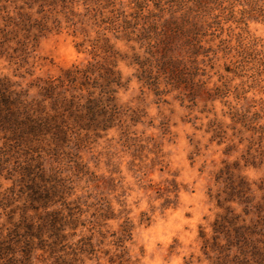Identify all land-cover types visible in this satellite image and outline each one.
Segmentation results:
<instances>
[{"label": "rangeland", "instance_id": "1", "mask_svg": "<svg viewBox=\"0 0 264 264\" xmlns=\"http://www.w3.org/2000/svg\"><path fill=\"white\" fill-rule=\"evenodd\" d=\"M39 4L33 17L45 14L58 27L50 25L27 66L0 59V78L27 88L94 56L107 60L105 39L126 82L116 95L121 127L80 150L82 173L58 166L70 181L66 202L83 223L69 241L92 234L79 264H232L215 253L208 259L200 235L210 239L223 213L215 198L224 197L229 175L239 170L257 199L264 185V0H46L37 15ZM175 25L182 32H172ZM148 44L163 64L146 53ZM133 54L153 67L155 85L139 81Z\"/></svg>", "mask_w": 264, "mask_h": 264}, {"label": "trees", "instance_id": "2", "mask_svg": "<svg viewBox=\"0 0 264 264\" xmlns=\"http://www.w3.org/2000/svg\"><path fill=\"white\" fill-rule=\"evenodd\" d=\"M27 1L29 4L0 0V59L20 68L34 58L39 40L53 29L50 25L59 24L56 19L49 24L45 14L33 17L32 4L43 3L36 12L40 15L46 0ZM172 30L182 32L177 25ZM103 41L107 60L94 56L58 76L37 78L27 88L7 77L0 78V179L11 182L3 190L0 183V217H6L0 223V264H79L86 248L92 251V234L76 244L69 241L83 223L79 210L66 202L64 194L68 195L65 191L70 181L58 166L71 163L77 174L82 173L80 150L123 123L116 95L126 82L117 69L118 53L108 40ZM159 41L166 50L172 45L168 39ZM155 52L156 46L148 44L146 53L155 60L159 55L157 61L163 64L164 57ZM132 58L141 68L139 81L155 85L153 67L142 68L139 57L133 54ZM121 131L126 142L129 133ZM253 185L239 170L226 178L224 197L215 198L223 213L212 222L210 239L202 232L200 235L208 259L209 253H215L222 262L231 259L232 264H264V185L256 186L261 193L258 199ZM19 202L21 208H10ZM56 205L60 208H54ZM18 209L21 214L15 218ZM28 211L32 215H27ZM100 216L108 219L105 214Z\"/></svg>", "mask_w": 264, "mask_h": 264}]
</instances>
